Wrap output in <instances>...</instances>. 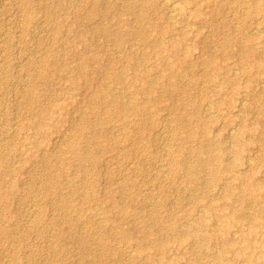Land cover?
Masks as SVG:
<instances>
[{
    "label": "rangeland",
    "instance_id": "obj_1",
    "mask_svg": "<svg viewBox=\"0 0 264 264\" xmlns=\"http://www.w3.org/2000/svg\"><path fill=\"white\" fill-rule=\"evenodd\" d=\"M166 1L0 0V264H217L193 240L202 217L224 245L254 226L264 258V1L202 0L204 21L189 22ZM119 93L150 111L85 128ZM215 154L210 183L198 159ZM219 210L241 225L224 229Z\"/></svg>",
    "mask_w": 264,
    "mask_h": 264
},
{
    "label": "bare ground",
    "instance_id": "obj_2",
    "mask_svg": "<svg viewBox=\"0 0 264 264\" xmlns=\"http://www.w3.org/2000/svg\"><path fill=\"white\" fill-rule=\"evenodd\" d=\"M264 1V0H263ZM262 1V2H263ZM204 2V1H203ZM202 2V0H186L185 3L181 2L180 0H171V1H166V6L168 8H170L171 10V17L172 20L174 19H178L182 17V19H186L188 22L190 20H194V21H204V18L202 17V10L200 8H202V4H204ZM191 4L192 6H195L194 9L192 10H189L188 9V5ZM141 5L143 6V4L141 3ZM257 6L258 8L264 10V3H257ZM143 10H141L142 12ZM169 13V12H168ZM167 13V14H168ZM23 17V16H22ZM179 20V19H178ZM185 21V22H187ZM22 23V22H21ZM235 27V26H234ZM156 28H158V25H156ZM237 41V40H236ZM235 41V42H236ZM7 42V41H6ZM225 42V41H224ZM233 40L231 41V39H227L225 45L227 46H234V43ZM162 43V42H161ZM177 48V45L176 44H173L172 45V51L174 52ZM187 53L189 50H186ZM249 51V50H248ZM244 52V51H243ZM186 53V54H187ZM245 54V53H244ZM247 54V53H246ZM3 55V54H2ZM1 56V55H0ZM8 57V56H7ZM2 58V57H1ZM260 58V57H259ZM5 59V58H4ZM1 60V59H0ZM6 60V59H5ZM171 63H169L168 61H166V65L167 66H170ZM209 64H212L213 68L218 70V69H221L222 68V63L221 61L217 60V59H212ZM42 67V66H41ZM244 70L245 72H249L248 70V67L247 66H244ZM27 74V73H26ZM24 75V74H23ZM78 75V74H77ZM164 74L162 73V76ZM112 77V76H111ZM116 78L120 79L121 80V76L117 74ZM168 82L172 85H174V81H175V77L174 76H169L168 77ZM224 82L223 83H233L232 81L234 80H231L229 79L227 76H224ZM148 90H151V86H149ZM104 89H102L101 91V94L104 93ZM123 96L124 94L123 93H119V94H116L115 95V99L113 100V105H110V107H107L106 108V115L103 117V118H100L99 120L97 121H94V122H89V123H86L85 124V128H88L90 130H98V128H100L101 126H99L100 124L104 123L106 118L109 116L110 113L114 112L113 110H122L121 112H124L126 111V109H131L132 110H136L137 108L143 112H149L150 109L147 105H137V106H126V104L124 103L123 101ZM243 100V99H242ZM239 102L237 104V106L241 109V107H243V103L244 102ZM195 101V100H194ZM244 101V100H243ZM223 104V105H222ZM226 107V110H228V108H230L229 106L225 105L224 102L220 103L217 105L218 108H223V107ZM195 117H197L198 119L200 118V113H196L195 114ZM224 118V117H223ZM195 119V118H194ZM140 123V122H138ZM39 126V125H38ZM247 130H249L248 127H242V132L243 133H246ZM173 131V130H172ZM238 131V130H237ZM170 133V132H169ZM197 133L196 130H190L188 131L187 135L189 137H192V136H195ZM230 133V132H229ZM171 135V134H170ZM240 135V134H239ZM248 136V135H247ZM171 137V136H170ZM61 138V137H60ZM8 140V139H7ZM66 142V141H65ZM220 142V141H219ZM198 144V143H197ZM234 144V143H232ZM184 148V146H182ZM169 148V147H168ZM167 148V149H168ZM208 149L203 147L201 152L204 153V152H207ZM168 152V151H167ZM196 155V154H195ZM220 157V155H213V156H210V158H199L198 159V165L200 167H202L201 169H205L206 171L209 172V174L211 175V178H209V182L210 183H213L214 182V179L216 177V174H217V170L214 166V164L212 163V160H215V159H218ZM81 158L82 160L84 161H88L90 156L88 153H82L81 154ZM248 158V157H247ZM88 159V160H87ZM179 159V158H178ZM47 161V160H46ZM239 161V160H238ZM234 162V161H233ZM240 162V161H239ZM217 164V162H215ZM249 164V163H248ZM175 165L176 166H180L181 168H184V169H188L189 166L187 165V163L185 161H177L175 162ZM222 165V164H221ZM250 165V164H249ZM199 168V167H198ZM251 169V168H249ZM248 170V169H247ZM196 171V170H194ZM167 173V172H165ZM234 177V176H233ZM237 178H240L243 182H244V189H248L249 186H251L252 184L249 182V178H250V175L249 174H243V175H238ZM92 180V179H91ZM229 180V179H228ZM121 181V180H120ZM206 183V182H204ZM197 185V184H196ZM230 186V185H229ZM229 186L226 185L225 188H224V191L226 194H229L230 193V189H229ZM203 187V186H202ZM214 189V188H213ZM0 198L2 199V195L0 194ZM214 204H210V206H213ZM252 205V203H251ZM242 208V207H241ZM203 212L205 213L206 211L203 210ZM262 212V211H261ZM207 213V212H206ZM209 213V212H208ZM256 213V212H255ZM229 214V215H228ZM243 216V212L239 211V210H232L230 211L229 213H226V211L224 210H219V214L217 215V218H220L225 227L224 229L228 228L230 225H231V222H237L239 223L238 225H241V217ZM34 217V216H33ZM216 217V216H215ZM254 217V215H253ZM199 218V217H198ZM249 218V217H248ZM156 220V219H155ZM158 220V219H157ZM204 220L205 222V217L201 218V220L198 222V227H199V232L198 235L196 237H193L194 235H191L193 237V240L194 241H197V242H205V244L209 245V246H213L215 248H217L215 250V259L216 261L219 263L221 261L224 260L225 258V255L227 253H231L232 256L236 259H241V260H244L245 264H264V258H260V254L256 253V251L254 250L255 246L252 245L251 243V240H250V236L252 234H254V232L256 231L254 226H251L247 232H243L242 235H241V238H240V241H230V242H227L225 243V245L222 243H220L221 241V238L223 237V229H220V228H217V227H214L212 229V231H207L206 228H205V223L203 224L201 221ZM30 221V220H29ZM254 221V220H253ZM157 223V221H156ZM28 224V223H27ZM99 226V224H97ZM223 225V224H222ZM256 225V224H255ZM262 224H260L261 226ZM25 227V226H24ZM30 227V226H29ZM191 229L190 228V225H186L185 226V229L184 230H189ZM238 229V228H237ZM183 230V229H182ZM239 230V229H238ZM260 230V229H258ZM2 230H0V233H1ZM191 233V232H190ZM193 233V232H192ZM184 237V238H183ZM177 238V237H176ZM185 236L183 235L182 237L178 238L176 241H178V244L180 246H183L184 245V242H185ZM229 241V240H228ZM256 241V240H255ZM264 243V242H263ZM141 246H143L145 244L144 241H141ZM159 249H164L162 246L159 248ZM154 250V249H153ZM132 251V250H131ZM137 252V251H136ZM154 252V251H153ZM94 253H96V255H99V256H103L106 254V251L104 250V248H102L101 246L97 247L95 250H94ZM131 253V252H130ZM138 253V252H137ZM139 254V253H138ZM88 255V252H83V256H86ZM148 258V257H147ZM163 256H161L159 259V262L158 263H153L151 260V257L149 256L148 258V262L147 264H161L164 262V258ZM167 263V262H166ZM217 263V264H218Z\"/></svg>",
    "mask_w": 264,
    "mask_h": 264
}]
</instances>
